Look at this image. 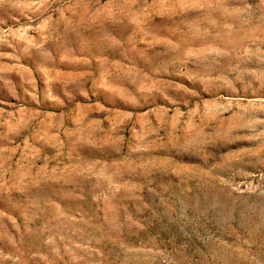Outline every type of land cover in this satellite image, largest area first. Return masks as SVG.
Segmentation results:
<instances>
[{"label": "rangeland", "instance_id": "1", "mask_svg": "<svg viewBox=\"0 0 264 264\" xmlns=\"http://www.w3.org/2000/svg\"><path fill=\"white\" fill-rule=\"evenodd\" d=\"M0 264H264V0H0Z\"/></svg>", "mask_w": 264, "mask_h": 264}]
</instances>
